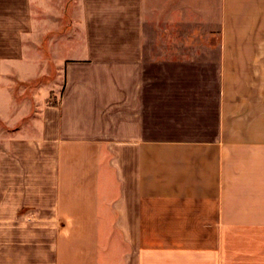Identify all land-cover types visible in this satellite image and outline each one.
Listing matches in <instances>:
<instances>
[{
  "label": "crops",
  "instance_id": "1",
  "mask_svg": "<svg viewBox=\"0 0 264 264\" xmlns=\"http://www.w3.org/2000/svg\"><path fill=\"white\" fill-rule=\"evenodd\" d=\"M0 264H264V0H0Z\"/></svg>",
  "mask_w": 264,
  "mask_h": 264
}]
</instances>
